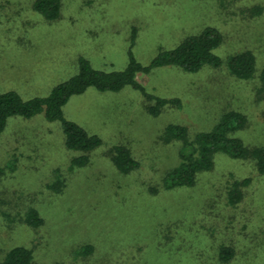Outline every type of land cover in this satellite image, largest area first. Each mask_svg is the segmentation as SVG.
<instances>
[{
    "label": "rangeland",
    "instance_id": "374dc122",
    "mask_svg": "<svg viewBox=\"0 0 264 264\" xmlns=\"http://www.w3.org/2000/svg\"><path fill=\"white\" fill-rule=\"evenodd\" d=\"M31 2L0 0V93L24 100L45 97L73 77L79 58L101 71L125 69L133 29L131 51L142 65L211 27L224 38L216 50L223 61L249 50L257 75L264 67V17L250 15L263 0H61L53 22L34 13ZM137 80L154 96L179 98L182 108L151 117L149 103L129 86L71 97L64 117L101 140L83 168L69 170L78 154L65 148L58 122L43 114L8 119L0 136V260L23 246L32 264H221L219 248L231 246L235 257L227 264H264V177L251 163L218 155L193 187L160 188L163 172L178 163L180 144L160 140L168 124L184 125L192 136L228 108L247 117L237 133L243 143L264 146L257 78L236 80L223 65L195 74L158 68ZM116 145L129 148L138 170L115 171L106 154ZM59 178L64 186L56 192L49 187ZM244 178L251 183L231 207L229 181ZM27 209L39 213L41 226L24 223Z\"/></svg>",
    "mask_w": 264,
    "mask_h": 264
},
{
    "label": "trees",
    "instance_id": "16d2710c",
    "mask_svg": "<svg viewBox=\"0 0 264 264\" xmlns=\"http://www.w3.org/2000/svg\"><path fill=\"white\" fill-rule=\"evenodd\" d=\"M256 1V0H255ZM258 1V0H257ZM264 1V0H263ZM61 0H32L31 8L34 13L45 21H57L61 17ZM252 17H264V4H258L250 10ZM136 30H132L129 46L126 52L128 64L121 71H101L94 69L88 60L79 58L77 73L56 86L45 97H34L24 100L14 91L0 93V136L8 119L20 117L31 119L43 114L47 122H58L64 135V146L71 153L78 154L70 161L69 170L83 168L89 164V153L101 145L98 136L87 132L83 127L64 117L63 107L73 96L83 94L93 88L97 92L117 93L125 87H131L139 92L149 103L146 110L151 117H157L165 108L177 110L182 108L179 98H163L148 93L138 82V75H148L154 69L172 67L177 70L195 74L204 68L219 69L223 65L228 73L239 81H250L257 78L259 92L264 93V67L256 73L254 54L245 50L231 55L223 61L216 50L224 42L222 34L211 27H205L197 34L181 40L171 49H160L148 65L140 64L131 49L135 45ZM264 119V113H263ZM247 125V117L238 111L224 108L216 117L210 129L199 131L190 136L188 128L180 124H168L164 127L160 140L164 144L177 142L178 163L163 172L160 188L163 191L191 188L196 184L200 174L211 172L218 155H224L233 160H243L252 164L257 175L264 177V146L250 147L237 136ZM115 171L121 175H129L139 169V162L132 156L129 148L123 145L112 146L107 154ZM251 180L244 178L229 181L226 200L227 204L235 207L244 197V190ZM64 182L59 178L49 188L60 192ZM154 192V190H151ZM24 223L30 228H38L43 219L34 209L24 213ZM88 251L90 248H87ZM235 252L231 246H221L218 260L227 264L233 260ZM31 250L23 246H15L4 253L0 264H32Z\"/></svg>",
    "mask_w": 264,
    "mask_h": 264
}]
</instances>
